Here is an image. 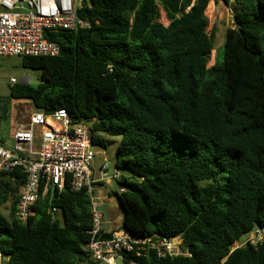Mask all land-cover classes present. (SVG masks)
Masks as SVG:
<instances>
[{
    "label": "trees",
    "instance_id": "trees-1",
    "mask_svg": "<svg viewBox=\"0 0 264 264\" xmlns=\"http://www.w3.org/2000/svg\"><path fill=\"white\" fill-rule=\"evenodd\" d=\"M89 1L79 15L90 27L54 35L58 56L21 57L42 74L37 85L17 81L0 96V142L13 101L45 113L65 108L91 125L97 146H106L102 134L121 137L119 189L109 193L122 210L120 229L179 236L190 251H150L139 264H264V244L233 249L264 227V0H225L239 9L212 66V0ZM25 183L17 167L0 185V264H96L85 247L87 189L50 188L25 224L14 217ZM105 231L102 238L116 232Z\"/></svg>",
    "mask_w": 264,
    "mask_h": 264
},
{
    "label": "built area",
    "instance_id": "built-area-1",
    "mask_svg": "<svg viewBox=\"0 0 264 264\" xmlns=\"http://www.w3.org/2000/svg\"><path fill=\"white\" fill-rule=\"evenodd\" d=\"M89 5V0H0V56H58L61 47L54 35L90 27L89 21L79 15V9ZM16 82V78L10 79V84ZM92 133L89 123L72 118L65 108L49 113L33 110L25 122L11 127L13 146L0 142V185L17 167L26 174V183L17 197L15 219L27 224L35 216L38 199L50 188L59 192L66 185L73 191L86 188L92 203V229L85 247L94 262L139 264L138 258L150 251L160 257L189 256L179 236L132 234L118 228L111 237H101L106 232L105 214L94 196L95 185L118 180L121 173L116 167L110 172L107 159L99 167L95 165L98 151ZM247 244H264V227L234 242L233 249Z\"/></svg>",
    "mask_w": 264,
    "mask_h": 264
},
{
    "label": "rangeland",
    "instance_id": "rangeland-1",
    "mask_svg": "<svg viewBox=\"0 0 264 264\" xmlns=\"http://www.w3.org/2000/svg\"><path fill=\"white\" fill-rule=\"evenodd\" d=\"M215 2V3H214ZM233 9V10H232ZM238 5L227 4L225 0H212L210 5L206 9V15L210 19L208 26V32L212 31L216 35L215 50L210 55V61L208 66H212L215 62L216 56L219 54L220 58L224 55V41L225 32L228 27L234 25V10H238ZM161 17L160 21L165 25L169 24V20L166 18L164 10L160 7ZM42 71L40 69L26 68L22 65V58L18 56H0V96H6L10 90V79L16 78L19 83H29L31 85H37L40 81ZM34 110L33 104L28 100H16L12 104V112L10 118L11 127L16 124L25 122L29 114ZM10 125L6 124L4 127V133L2 137L7 142L8 146H13V140L9 137ZM102 137L106 139L107 143L105 147L97 146L96 150L100 151V154L96 155L95 165H99L104 162V157H107V162L110 166V172L115 165V157L117 147L120 141V136H110L102 134ZM119 186L116 180H113L112 185H95L94 196L103 204L101 208L105 213V227H113V230H117L121 224L122 210L118 206L116 198L113 194H109L110 191L118 190ZM10 202L6 203L1 212L6 216L9 215ZM58 220L63 222L62 212L56 214ZM121 226V225H120ZM120 228V227H119ZM100 264V263H96Z\"/></svg>",
    "mask_w": 264,
    "mask_h": 264
},
{
    "label": "crops",
    "instance_id": "crops-1",
    "mask_svg": "<svg viewBox=\"0 0 264 264\" xmlns=\"http://www.w3.org/2000/svg\"><path fill=\"white\" fill-rule=\"evenodd\" d=\"M215 3V2H214ZM210 5V4H209ZM9 125H10V131H9V135H10V132H11V124H10V122H9ZM5 143H7L6 141H5ZM97 154H100V151H98L97 152ZM104 160L105 159H107V157H104L103 158ZM102 163H100L99 165H96L97 167H99L100 165H101ZM115 167V166H114ZM112 182H113V179H110V180H108V181H100V182H98L96 185H102V184H100V183H105V185H109V186H111L112 185ZM101 203V202H100ZM102 204V203H101ZM103 205V204H102ZM119 206V205H118ZM105 214V213H104ZM121 222H122V218H121ZM121 225V224H120ZM120 225H119V227H120ZM118 227V228H119ZM109 231H113V227H106Z\"/></svg>",
    "mask_w": 264,
    "mask_h": 264
},
{
    "label": "water",
    "instance_id": "water-1",
    "mask_svg": "<svg viewBox=\"0 0 264 264\" xmlns=\"http://www.w3.org/2000/svg\"><path fill=\"white\" fill-rule=\"evenodd\" d=\"M80 5L83 6V3L81 2ZM53 218H55V215L54 214H53Z\"/></svg>",
    "mask_w": 264,
    "mask_h": 264
}]
</instances>
